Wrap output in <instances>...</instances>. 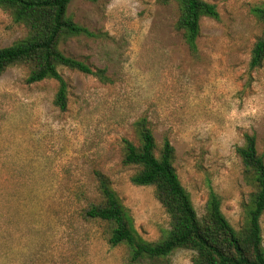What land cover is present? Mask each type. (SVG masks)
Returning a JSON list of instances; mask_svg holds the SVG:
<instances>
[{
	"label": "rangeland",
	"instance_id": "obj_1",
	"mask_svg": "<svg viewBox=\"0 0 264 264\" xmlns=\"http://www.w3.org/2000/svg\"><path fill=\"white\" fill-rule=\"evenodd\" d=\"M220 18H204L193 56L175 29V4L158 0H72L68 15L87 30L61 51L105 70L107 82L60 68L68 107L54 105L56 80L28 84V69L0 79V264H192L179 249L165 259L132 262L126 246L111 247L101 224L81 212L99 200L96 174L107 177L138 233L159 241L170 219L153 187L131 183L122 140L139 144L146 119L158 147L168 138L174 167L202 218L210 189L232 226L244 224L252 189L236 153L256 136L264 157V63L249 72L263 25L254 14L264 0H203ZM0 10V47L26 36ZM264 246V215L261 218Z\"/></svg>",
	"mask_w": 264,
	"mask_h": 264
},
{
	"label": "trees",
	"instance_id": "obj_2",
	"mask_svg": "<svg viewBox=\"0 0 264 264\" xmlns=\"http://www.w3.org/2000/svg\"><path fill=\"white\" fill-rule=\"evenodd\" d=\"M95 2L97 0H89ZM163 5L175 4L179 17L175 29L193 56L198 54L197 39L204 18L219 20L217 7L203 0H158ZM72 0H0V10L13 22L23 25L26 36L12 45L0 47V79L14 66L28 69V84L56 80L58 90L54 105L61 111L68 107V87L59 69L66 68L93 75L107 82L105 70L94 71L83 61L65 55L60 45L87 30L68 15ZM254 14L262 23L261 36L255 42L249 72L264 63V8ZM139 144L123 139L125 166L135 168L131 183L153 187L157 201L170 219V229L157 242L145 240L136 230L134 219L112 188L110 180L97 173L99 200L89 203L81 212L86 221L101 224L111 247L126 246L131 261L165 259L179 249L195 252L192 264H264L261 218L264 215V157L257 150L256 136L246 134L236 153L243 166L244 181L252 189L244 206V224L237 230L221 210V199L210 189L206 211L199 218L190 193L182 185L174 167L175 149L168 138L158 147L146 119L136 123Z\"/></svg>",
	"mask_w": 264,
	"mask_h": 264
}]
</instances>
